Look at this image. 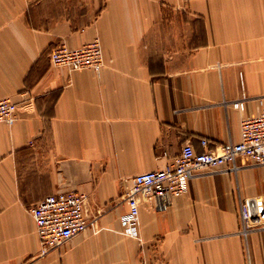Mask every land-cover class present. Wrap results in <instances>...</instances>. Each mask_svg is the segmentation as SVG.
I'll return each instance as SVG.
<instances>
[{
    "label": "crops",
    "instance_id": "obj_1",
    "mask_svg": "<svg viewBox=\"0 0 264 264\" xmlns=\"http://www.w3.org/2000/svg\"><path fill=\"white\" fill-rule=\"evenodd\" d=\"M98 40L99 71L53 66L58 45ZM0 264H264V231L239 235L238 202L264 194V166L203 169L166 211L131 178L240 141L264 110V0H0ZM76 191L92 223L42 251L28 209Z\"/></svg>",
    "mask_w": 264,
    "mask_h": 264
},
{
    "label": "built area",
    "instance_id": "obj_2",
    "mask_svg": "<svg viewBox=\"0 0 264 264\" xmlns=\"http://www.w3.org/2000/svg\"><path fill=\"white\" fill-rule=\"evenodd\" d=\"M49 60L53 66L73 71H99L102 53L98 40L79 48L60 44L50 52ZM15 121L16 105L8 99L0 100V124L11 126ZM201 145L204 151L198 153L190 143H184L179 155L170 163L131 178L130 188L125 195L128 210L120 219L125 234L138 236L140 200L148 201L158 211H166L173 198L186 191L187 182L203 169H210L214 173H236V163L240 157L264 166V110L255 117L241 120L238 143H226L209 149L208 141L203 139ZM85 199L84 194L76 191L58 193L45 197L28 209L42 251L62 246L92 225L84 215ZM238 219L239 235L244 240L251 233L263 232L264 194L240 199Z\"/></svg>",
    "mask_w": 264,
    "mask_h": 264
}]
</instances>
